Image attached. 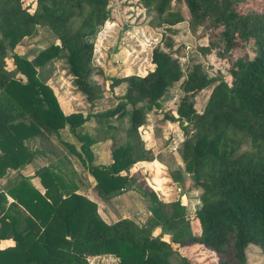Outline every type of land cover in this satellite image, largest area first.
Listing matches in <instances>:
<instances>
[{"label": "trees", "instance_id": "trees-1", "mask_svg": "<svg viewBox=\"0 0 264 264\" xmlns=\"http://www.w3.org/2000/svg\"><path fill=\"white\" fill-rule=\"evenodd\" d=\"M24 1L0 0V177L29 159L23 140L41 130L49 134L66 127L85 149L93 139L90 121L96 118L109 130L111 160L89 166L95 191L105 197L135 184L153 201L154 219L171 232L168 237L151 234L128 216L105 222L93 200L57 191L59 180L44 166L35 171L43 193L20 177L0 190V241H5L0 264H91L88 256L103 253L116 256V264H168L173 253L182 264H247V250L255 248L264 264V0L251 7L245 5L250 0H179L189 14V29L201 25L207 34L200 51L215 49L229 59L228 81L218 71L207 74L199 62L188 66L179 59L171 35L183 16L172 0H140L155 11L149 22L159 33L150 50L153 67L143 75L107 76L103 84L95 80L103 72L93 62L90 36L108 18V0H35L31 12L26 9L31 10L32 0ZM37 25L53 41L31 58L13 51ZM238 39L245 51L232 56ZM60 56L89 104L110 94L114 106L98 112L64 110L35 67ZM121 83L122 92H114ZM205 87L209 92L196 111L194 95ZM174 95V106L165 110ZM148 112L181 125L183 170L190 186L200 189L199 205L190 214L179 198L159 200L135 167L138 160L153 159L139 132ZM86 121L81 133L78 128ZM64 143L76 153L74 143ZM168 174L182 187V170ZM192 243L198 247L180 253Z\"/></svg>", "mask_w": 264, "mask_h": 264}, {"label": "rangeland", "instance_id": "rangeland-1", "mask_svg": "<svg viewBox=\"0 0 264 264\" xmlns=\"http://www.w3.org/2000/svg\"><path fill=\"white\" fill-rule=\"evenodd\" d=\"M20 1L21 5H24L25 1ZM27 2H29V0H27ZM261 2L262 0H250L247 1L245 5L249 7L258 6ZM172 4V7L179 9L183 16L181 21L173 25L176 31L171 35L174 42L173 47L176 48V53L179 56V59L183 62L185 61L188 66L195 62H199L207 74L210 75L213 72L218 71L228 81L230 76L227 71V68L229 67V59H227V56H219L215 49L202 53L199 46L207 44L208 39L204 28L201 25H198L194 30L189 29V25L187 23L189 14L185 4L179 0H172ZM34 7L35 0H32L31 11ZM106 9L108 11V18L111 19L109 22L110 25L107 27L105 32L99 33L101 27L103 26L102 24L98 27L96 32L90 36V40L93 44V57H103L105 55L109 56L106 66L107 68L105 69L103 78L96 77L95 80H99V82L103 84L105 77L112 76L115 72L117 73V66H119V68H123V65L126 66L125 68L128 67L129 72L139 75L144 74L149 70V68H151V65H149L150 50L159 38V33L155 32L149 24L151 18L155 14V11L152 8L145 7L140 0H108ZM52 41L53 35H51L45 27L37 25L36 32L33 35L23 37L17 44H15L12 50L17 53L26 54L28 58H31L40 46H46ZM247 50L251 55V48L247 46ZM244 51L245 48L242 45V41L238 39L235 46L231 50V55H240ZM115 57L120 58L119 65L113 64ZM35 67L38 77L51 86L59 104H62V101L66 100L76 109L98 112L99 110H104L108 107L114 106L116 102V98L114 96L105 94L101 98L94 100L92 104H89L83 95L75 89L72 75L68 72L64 58L61 56L51 58L45 64ZM119 73H125V71L120 69ZM208 92L209 87H205L200 89L194 95L193 107L196 111H200L202 109ZM174 101L175 95L170 97V99L165 102L163 108L165 110L172 108L174 106ZM146 120L145 124L139 127V132L142 134L145 142L153 144L154 146L156 142L159 143L158 137L163 135L161 140L163 141L165 151L169 153L167 157V167L173 168V165H176V162H178L183 171L184 180L186 182H183L181 187L175 180L171 179L172 182H170L167 179L161 178L159 182L162 193H159L160 191H157V189L155 191L153 189V184L150 181V178L147 180L145 178L144 179L152 188L156 196L158 195L157 197L160 196L165 199L172 200L174 196L180 192V190H183V194L187 198V209L185 212L186 214H190L193 209L199 205V201L196 196L197 193L195 192V190H198V187L190 186V180L187 178V175L183 170L181 157L179 155L178 147L176 146L179 143V140L183 137L181 125L177 120H164L161 115L156 112H148L146 114ZM90 125V130H92L90 131V134L95 136V140L103 139L109 134V130L104 131L102 129V125L98 123L96 118H94L93 121H90ZM160 143L162 142L160 141ZM174 147L175 149H173ZM146 174L145 176H147ZM164 185L169 186L165 188ZM185 185H187V189H185L186 191L184 192ZM139 190L143 192L141 189ZM143 195L145 196L146 201L141 202H143V205L146 203L143 207L147 209L141 211L140 214L142 215V218H144L143 214L148 211L147 215L150 213L152 215V222L161 225L156 221V219H154L155 216L151 210L153 201L146 193L143 192ZM165 210L168 212V207H166ZM124 211L126 210L118 211L116 216L121 215ZM146 221L147 218H144L140 224L148 230V224L150 223L146 225ZM191 224L194 226L192 227L193 230L196 229L195 221H191ZM161 228L163 230L162 232L168 235L170 234L171 229H168L165 226H161ZM149 232L152 234L151 231ZM158 234L159 233H155V235ZM168 235L166 236L168 237ZM247 252L249 257L247 264H261L262 255L258 248L249 249ZM209 254L210 252L208 251L204 252L198 260L201 261ZM172 258L173 259H170V264H182L177 254L174 253ZM97 260L98 262H104L106 264H115L110 256L98 257Z\"/></svg>", "mask_w": 264, "mask_h": 264}, {"label": "crops", "instance_id": "crops-1", "mask_svg": "<svg viewBox=\"0 0 264 264\" xmlns=\"http://www.w3.org/2000/svg\"><path fill=\"white\" fill-rule=\"evenodd\" d=\"M28 11L31 12V10ZM110 20H111L110 18H107V20L103 23V26L101 27L99 33H103L107 30V27L110 25L109 24ZM108 58H109L108 55H105L103 57H96V56L93 57V62L102 69L103 74L105 72V69L107 68L106 66H107ZM119 61L120 58L115 57V60H113V64L119 65ZM149 65H151V68H149V70H151L153 64L150 62V57H149ZM122 67L123 68H119V66H117L116 71L118 72L117 73L115 72V74H113L112 76H124L132 73L129 72L128 67L125 68L126 66L124 65ZM120 69L124 70L125 73H119ZM122 90H123L122 83L114 87V92L117 91L122 92ZM60 105L64 110L76 109L72 107L70 102L66 100H63L62 104ZM86 123L87 121L83 123V126L87 125ZM78 130H80L81 133H85L84 131H86L87 129L86 126L85 127L81 126L78 128ZM88 133L91 137H93V139L89 141V143H87L85 149L80 148L78 142L73 141L71 132L68 131L66 127H61L58 129L57 132H51L49 134L41 130L39 133L25 138L23 140V143L30 151L31 156L20 167L16 169H10V168L6 169L5 173L0 177V190H4V188L9 183L14 181L15 178L20 177V178H26L31 185H33L36 189H38L41 193H43L45 187L40 182V177L37 175V173H35V171L39 167L46 166L48 167L51 174H54L57 177V180H59L56 186L57 191H60L62 195H64L70 190H72L76 193L82 194L87 198L93 200L96 204L97 213L105 222L110 223L120 217L128 216L133 220H135L138 224H140L142 219L147 218L145 224L147 225L148 223H150L148 224L149 227L148 230L151 231L152 234L159 233L161 234L162 237H167L166 235L168 234L162 232L163 230L161 228V225L152 222L151 213L147 215L148 211L145 212L143 214L144 218H142V215L140 214L141 211L147 209L143 207L146 204L145 203L143 205V202L146 201V198L143 195V192H141L135 184H131L126 189L111 192L105 197H102L97 194V192L94 189V179L89 172V166L107 165L110 162L111 140L107 136H105V138L103 139L95 140V136H92L90 132ZM140 135L142 137L141 133ZM162 136L163 135H160L158 137L159 143L156 142L154 146L153 144L145 142V139L142 137L144 140L145 147L150 148L153 154V159L138 160L135 162V167L138 168V170L140 171V173H142L143 177L146 180L150 178V181L153 184L152 186L153 189L155 191L157 189V191H160L159 193H162V189L160 187V182H159L161 178L167 179L168 181L172 182L168 174V171L174 168H178L182 170L178 162H176V165H173V168L167 167L168 165L167 157L169 153L166 152L164 149L163 141L161 140ZM80 139H83L81 135H80ZM64 140L67 141L68 143L70 142L74 143L76 148L75 151L76 153H73L71 151L69 146L64 143ZM160 141L162 143H160ZM176 146L178 147V144ZM173 149H175V147ZM145 174L147 176H145ZM183 182L186 181L184 180ZM177 184L179 183L177 182ZM164 186L166 188L169 185H164ZM185 189H187V185H185L184 187V192L186 191ZM197 189L198 190H195V192L197 193L196 196L198 199L200 189L199 188ZM8 198L11 199L9 195ZM157 198L162 201L171 200V199L170 200L165 199L160 196ZM175 198L180 199V202L184 205V208L186 210L187 198L183 194V190L182 191L180 190V192L177 193L173 199ZM120 210H126V211H124V213H122L121 215L116 216V214H118V211ZM140 225L142 226V224ZM4 243H5L4 240L0 241V244H4ZM197 247H198L197 243H192L191 245L183 247L180 250V252L182 251L181 253H187L196 249ZM173 254L169 256L168 264H170V259H173L172 258ZM104 256H110L113 262L115 264L117 263V257L110 253L88 256V261L91 264H106L104 262H98L97 260L98 257H104Z\"/></svg>", "mask_w": 264, "mask_h": 264}]
</instances>
